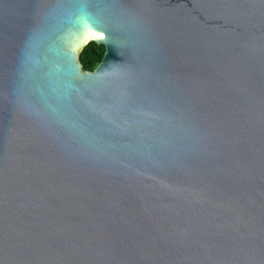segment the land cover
I'll list each match as a JSON object with an SVG mask.
<instances>
[{"label":"water","instance_id":"obj_1","mask_svg":"<svg viewBox=\"0 0 264 264\" xmlns=\"http://www.w3.org/2000/svg\"><path fill=\"white\" fill-rule=\"evenodd\" d=\"M0 264H264V0H0Z\"/></svg>","mask_w":264,"mask_h":264},{"label":"trees","instance_id":"obj_2","mask_svg":"<svg viewBox=\"0 0 264 264\" xmlns=\"http://www.w3.org/2000/svg\"><path fill=\"white\" fill-rule=\"evenodd\" d=\"M105 54V46L94 42L88 44L80 56L84 71L93 72L103 62Z\"/></svg>","mask_w":264,"mask_h":264},{"label":"bare ground","instance_id":"obj_3","mask_svg":"<svg viewBox=\"0 0 264 264\" xmlns=\"http://www.w3.org/2000/svg\"><path fill=\"white\" fill-rule=\"evenodd\" d=\"M87 39L89 40V34H88V36H87L86 40H87Z\"/></svg>","mask_w":264,"mask_h":264}]
</instances>
